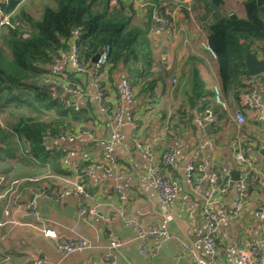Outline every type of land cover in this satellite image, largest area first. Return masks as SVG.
I'll use <instances>...</instances> for the list:
<instances>
[{
	"label": "crops",
	"instance_id": "crops-1",
	"mask_svg": "<svg viewBox=\"0 0 264 264\" xmlns=\"http://www.w3.org/2000/svg\"><path fill=\"white\" fill-rule=\"evenodd\" d=\"M45 2L48 0L42 3ZM123 2L125 15L146 31L155 58L153 72L161 80L155 85L152 98L141 94L137 86L132 89L133 102L126 103L121 92V85L128 78L124 65L120 63L108 74L103 71L100 80L109 110L106 106L101 110L98 88L88 71H77L67 61L60 65L58 74L50 76L57 94L55 86L75 85L76 94L59 95L78 105L81 119L72 123L73 129L64 131L63 138L58 134L44 139L43 144L49 146L45 148L49 152L46 160L20 159L24 157L20 150L18 158L10 161L8 171L0 169L5 180L0 186V264H29L34 258H44L42 264H102L110 233L121 240L115 252L116 264H191L181 243L191 246L201 258L209 259L203 242L206 228L201 207L210 183L205 178L192 184L185 176L191 154L201 146V160L206 168L224 166L229 171L227 189L213 205L221 215L217 230L218 262L240 264L238 249L248 244H257L264 259V191L256 181L257 173L264 170V123L248 112L242 124L234 120L237 103L231 99V92L224 94L220 87L216 57L207 48V28L194 10L198 0L160 2L165 14L173 15V26L169 28L153 21L154 7L149 12L146 5L138 8L130 0ZM243 2L221 0L219 5L211 1L208 4L215 6L210 5L213 11L244 17ZM194 68L209 94L207 98L211 94L223 111L215 132L211 124H197L201 104L192 105L188 100V82ZM250 77L248 86L254 83L264 98V73ZM215 86L228 102L229 112L215 102ZM121 102V142L111 145L110 114ZM233 144L246 162L236 161ZM165 151L174 153V161L164 168L161 157ZM106 153L116 158L112 173L98 169L82 181L78 178L89 194L86 206L97 205L95 214L79 215L80 204L73 195L61 200L38 196L43 189L51 190L74 180L79 169L102 159ZM53 155H57L55 160ZM153 164L162 166L167 180L177 182L178 189L172 198H158L148 174ZM230 171H236L239 179L232 180ZM242 180L248 182V194L241 206L235 208ZM11 184L16 188L10 195ZM30 202L35 205L33 214L26 207ZM106 216H112L108 223L104 221ZM125 220H134L143 227L164 221L174 238L140 240ZM41 228L54 230L60 238H85L89 246L62 255L52 240L42 235ZM141 242L146 246L145 253L139 251Z\"/></svg>",
	"mask_w": 264,
	"mask_h": 264
},
{
	"label": "trees",
	"instance_id": "trees-1",
	"mask_svg": "<svg viewBox=\"0 0 264 264\" xmlns=\"http://www.w3.org/2000/svg\"><path fill=\"white\" fill-rule=\"evenodd\" d=\"M21 1H0L2 11L19 22L14 28L0 26V169L3 171H8L10 161L20 150L24 156L20 159L46 160L49 152L44 139L65 134V130L73 129V122L81 119L80 110L63 104L66 97L55 92L47 68L54 58L68 50L75 34L78 59L86 67L107 46L103 69L107 74L122 63L130 88L134 90L138 86L139 92L150 98L161 80L153 72L155 58L146 31L125 15L123 0H118L116 5H111L110 0H51L42 4L39 18L31 16L20 5ZM144 1L149 12L157 7L164 13L160 0ZM208 1L221 3V0H198L194 10L207 28V48L215 54L220 87L224 94L231 92L237 96L251 80L245 69V53L264 59V0H244V17L213 11ZM99 84L105 98L104 83L99 80ZM68 86L75 88L72 84ZM188 87L192 105L201 104L200 110L211 107L215 111L211 123L215 132L223 111L213 102L211 94L207 98L209 94L195 68ZM103 104L109 110L104 100ZM52 158L55 160L57 155ZM225 178L219 180L223 182Z\"/></svg>",
	"mask_w": 264,
	"mask_h": 264
},
{
	"label": "built area",
	"instance_id": "built-area-1",
	"mask_svg": "<svg viewBox=\"0 0 264 264\" xmlns=\"http://www.w3.org/2000/svg\"><path fill=\"white\" fill-rule=\"evenodd\" d=\"M0 1L5 2L6 0ZM160 1L162 3H166L173 0ZM130 2L138 8H142L146 5V2H144L143 0H130ZM117 3L118 0H110L111 5H116ZM152 13V19L157 25L163 28H169L173 26L172 14L170 16H167L165 12L163 13V11L158 8H154ZM18 24L19 22L17 19H12V17L9 14L4 13L0 7V26L8 25L14 28ZM75 35L70 40L68 50L54 58L52 63L49 64L47 68L51 75H56L59 72L60 65L65 64L67 61H71L77 71H88L89 75L95 79L94 84L98 88L97 98L101 105L100 109L104 110L105 106L102 105L104 100V93L102 92V88L100 87L99 80L106 65L108 47H103L98 53V58L96 62H91L90 66L86 67L78 59L76 47L74 45ZM211 53L213 54L212 51ZM62 92L66 94H76V90L69 87L68 85L62 86ZM121 92L123 95V99L126 103L133 102L134 93L126 80H124L121 85ZM213 92L215 102L219 104L223 110L229 112V104L222 96L220 89L215 86L213 88ZM230 97L231 99H234L237 103V108L234 114V120L238 124H242L245 121V115L247 112L252 113L255 120L264 123V98L254 83L241 90L237 96L231 94ZM63 102L65 106H69L74 110H78V105H76L70 99L66 98ZM121 106L122 102L118 104L117 107L111 110V145H116L121 142V127L123 124ZM215 115L216 114L213 108L206 107L205 109L200 110L198 112L197 124H199V126L201 127L207 124H211L215 120ZM59 137L63 138L64 134H59ZM48 147L49 146L45 145V148ZM201 149L202 146L195 149L191 154V157L186 165L185 176L186 180L191 182L192 184H196L205 178L210 183V189L201 207V214L203 216V221L206 228L205 234L203 236V242L208 250L209 259L201 258L198 253L186 243H181V249L182 251H186L190 255L191 264H220L216 256L217 230L221 215L216 213V211L213 209V205L218 200V196H221L223 193H225L227 189L229 183V171L224 166H218L216 169L206 168L205 164L201 160ZM233 150L235 154V159L238 163L242 164L246 162V159L244 158L236 144H233ZM67 158L68 154H66V158L64 159L65 162L67 161ZM161 161L164 165V168L167 166H172L174 161V153L171 151H165L162 154ZM115 166L116 158L110 153H106L102 159H98L97 161L87 165L86 167L79 169L78 174L74 178V180H67L65 181V184H63L61 187H55L51 190L43 189L38 193V196L50 198L53 200H61L66 196L73 195L80 204V207L78 209L79 215L87 216L95 214L97 205L86 206L85 200L89 197V194L84 189V185L80 181H82L85 177L91 176L94 171L98 169H103L107 173H112V170H114ZM148 174L152 179L154 189L156 190L157 196L160 200L165 201L169 198H172L176 194L178 189L177 182L175 180H167L164 177L162 173V166L157 164L150 165V167L148 168ZM222 177H226L223 182L220 181ZM78 178L80 179V181ZM256 181L264 191V170H261L259 173H257ZM4 183L5 180L3 176L0 175V186ZM14 183H16V181H14ZM15 188L16 186L11 184L9 188L10 195L15 190ZM247 194L248 182L246 180H242L241 189L239 191V198L235 204V208H239L241 206L242 201ZM0 197H2V195H0ZM26 207L31 212V214L35 213V205L33 202L28 203ZM5 215L6 211H4L3 213V216ZM118 215L122 216L120 212H118ZM111 218L112 216H106L104 217V221L108 223L110 222ZM125 223L134 229L136 238L140 240L147 237H157L161 241L174 238V236L168 232L166 223L164 221L145 227L141 226L138 222L134 220H125ZM40 231L43 236L48 237L52 240V243L54 244L56 250L62 255H69L74 252L83 250L89 246L88 241L85 238H60L57 236L55 231L50 228H41ZM120 246L121 240L119 239V237L114 233H110L108 238V244L101 256L102 264H116L115 252ZM139 251L140 253H145L146 251V246L143 244V242L140 243ZM238 257L240 264H264V259L259 252L257 244H248L247 246L239 248ZM43 262L44 258H34L29 264H42Z\"/></svg>",
	"mask_w": 264,
	"mask_h": 264
},
{
	"label": "water",
	"instance_id": "water-1",
	"mask_svg": "<svg viewBox=\"0 0 264 264\" xmlns=\"http://www.w3.org/2000/svg\"><path fill=\"white\" fill-rule=\"evenodd\" d=\"M210 5L212 8L215 7L212 3H210ZM97 58H98V54H96L92 58V62H96ZM245 68H246V72L248 73V75L250 76L258 75L264 71V59H258L254 54L250 52H246ZM55 89L59 94L62 93V88L55 86ZM207 127L209 126H206L205 128L207 129ZM230 177L232 178V180L239 179L238 173L236 171H230Z\"/></svg>",
	"mask_w": 264,
	"mask_h": 264
},
{
	"label": "rangeland",
	"instance_id": "rangeland-1",
	"mask_svg": "<svg viewBox=\"0 0 264 264\" xmlns=\"http://www.w3.org/2000/svg\"><path fill=\"white\" fill-rule=\"evenodd\" d=\"M44 0H24L21 5L24 6V8L27 10V12L33 16L34 18H39V14L42 9V3ZM51 2V0L48 1V3ZM46 3V2H45Z\"/></svg>",
	"mask_w": 264,
	"mask_h": 264
}]
</instances>
